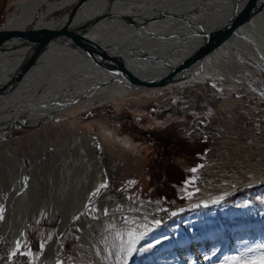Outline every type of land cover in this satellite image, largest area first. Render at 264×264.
<instances>
[{
	"label": "rangeland",
	"instance_id": "1",
	"mask_svg": "<svg viewBox=\"0 0 264 264\" xmlns=\"http://www.w3.org/2000/svg\"><path fill=\"white\" fill-rule=\"evenodd\" d=\"M15 1L0 27L18 3L31 0ZM74 5L56 11L46 20L64 17ZM248 67L258 70L252 64ZM200 75L203 73L197 76ZM227 81L223 76L201 85L175 81L137 87L125 98L83 111L76 108L47 124L51 145L61 156L64 149L59 141L66 149H73L76 138L81 139L92 171L107 184L99 204L115 205L112 215L118 217L119 227H131L147 235L189 219L187 229L182 231L177 229L154 239L140 238L142 251L137 264H264V198L249 200V204L230 209L225 215L220 212L264 190V101L251 89L226 88ZM249 82L264 96L262 71ZM150 89L163 93L147 97L145 92ZM156 131L166 137L169 149H179L172 165L165 164L167 159H154L153 147L145 150L143 146L147 144L141 143L150 140L147 133ZM33 132L47 148L44 131L37 128L22 138H6L0 143V152L9 150V154L17 156L29 150L35 152L33 143L26 148ZM124 138L139 147L136 156H130L124 148ZM77 149L69 152L71 160L80 156ZM77 160L82 166L83 160ZM26 164L31 169L28 160ZM248 189L257 192L228 203L233 195ZM9 195V190L0 193V264H44L47 258L41 246L53 241L62 211L48 205L39 210L32 202L25 225L16 233L12 224L15 202L11 200L10 224L3 231ZM77 213L76 210L72 223ZM206 213L212 217L208 219ZM104 216L111 215L106 212ZM72 225L57 235L56 251L59 248L60 254L53 253L51 264H71L72 250L81 236ZM93 225L90 223L88 228ZM194 247L199 249L192 257L190 249ZM117 263L131 264L123 256Z\"/></svg>",
	"mask_w": 264,
	"mask_h": 264
},
{
	"label": "bare ground",
	"instance_id": "2",
	"mask_svg": "<svg viewBox=\"0 0 264 264\" xmlns=\"http://www.w3.org/2000/svg\"><path fill=\"white\" fill-rule=\"evenodd\" d=\"M78 1L31 0L28 3H18L0 28H58L66 22L67 14L58 20H46L47 16L50 17L56 11ZM253 1L88 0L78 10L71 27L90 22L82 35L119 60L116 64L125 70L122 76L109 67L108 63L105 66L90 59L82 51L54 44L43 48L32 59L31 66L21 80L12 84L11 78L27 57L29 48L14 46L1 51L0 143L10 136L22 138L26 133L41 128L48 146L44 148L33 132L26 148L33 143L35 152L29 150L18 156L9 154V150L0 152V193L10 192L5 203L3 231L10 224L11 200L15 202L12 224L16 233L25 225L32 202L36 203L39 210H43L46 205L53 206L62 211V216L54 231L53 241L42 247L43 257L47 258L44 264H51L53 253L59 256L56 237L71 224L81 233L72 250L71 264H119L118 258L122 256L127 263L130 261L131 264H137L142 246L139 239L136 251L128 253L130 231L142 234L140 238L154 239V236L169 235L177 229H187V218L147 235L131 227H119L118 217L112 215L115 205L99 204L107 189L92 196L104 180L100 174L92 171L90 158L82 149L81 139H74V148H78L77 153L80 154L74 160H71L69 154L74 148L71 146L73 149H66L62 141H59L64 149V155L61 156L51 145L47 124L64 112L75 111L76 108L81 111L91 109L105 102L125 98L137 87L159 85V81L167 77L173 67L197 49L205 34L223 27L243 6L246 7ZM250 64L258 70L249 68ZM258 71L264 73V10L257 13L212 54L184 71L176 81L183 85H201L224 76L228 79L226 88L251 89L264 101V96L258 92L257 87L249 82ZM200 72L203 75L197 76ZM162 93L160 89H150L145 95L155 98ZM122 144L130 156H136L140 152L139 147L129 138H124ZM143 147L145 150L151 148L150 145ZM77 159L83 160L82 166H79ZM27 160L31 169H28ZM261 197L264 198V190L241 199L220 212L225 215L230 209L236 210L237 207ZM1 203L0 199V205ZM76 210L79 216L72 223ZM106 212L111 216L105 217ZM206 215L209 216H206L208 219L212 217L211 214ZM90 223H94L92 228H88ZM198 249H190V255L194 257Z\"/></svg>",
	"mask_w": 264,
	"mask_h": 264
},
{
	"label": "water",
	"instance_id": "3",
	"mask_svg": "<svg viewBox=\"0 0 264 264\" xmlns=\"http://www.w3.org/2000/svg\"><path fill=\"white\" fill-rule=\"evenodd\" d=\"M87 1L88 0H79L72 8H70L66 15V22L58 28L34 26H30L27 29L0 28V52L14 46H27L29 48L27 57H25L17 68L18 70L15 76L11 78L12 84L21 80L25 71L31 66L32 59L36 57L43 48L54 44L82 51L90 59L105 66H107L106 64L108 63L109 67L115 69L116 72L122 76L125 70L123 67L116 64L118 63L116 61L119 60H116L115 57L111 56L106 50L100 48L97 44L86 40V37L82 35V32L88 29L90 22L76 27H71L78 10L83 7ZM262 10H264V0H254L246 7L243 6V8L223 27L217 31L205 34L204 40L197 47V49L180 64L173 67L171 73L163 80H160L159 84L176 81L184 71L198 64L204 58L212 54L217 48L232 38L243 25L249 23L251 19ZM112 64L113 66H111ZM255 192L257 191L251 192L250 194ZM250 194H246L245 196ZM239 198L240 197L235 200Z\"/></svg>",
	"mask_w": 264,
	"mask_h": 264
},
{
	"label": "flooded vegetation",
	"instance_id": "4",
	"mask_svg": "<svg viewBox=\"0 0 264 264\" xmlns=\"http://www.w3.org/2000/svg\"><path fill=\"white\" fill-rule=\"evenodd\" d=\"M147 135L150 137L149 138L150 140H148L146 144L151 145V147H153L154 150L153 152L154 154L152 155V157L157 161H161V160L165 161V159H167L169 161L166 160L165 164L169 163L172 165L173 162H175L174 160H172L174 157L173 155H176V153L179 151L178 147L174 146L175 147L174 150L169 149L167 146L168 142L166 137L161 135L157 131L154 132L153 134L147 133Z\"/></svg>",
	"mask_w": 264,
	"mask_h": 264
},
{
	"label": "snow or ice",
	"instance_id": "5",
	"mask_svg": "<svg viewBox=\"0 0 264 264\" xmlns=\"http://www.w3.org/2000/svg\"><path fill=\"white\" fill-rule=\"evenodd\" d=\"M192 171L195 172L196 169H193ZM129 183H134V182L130 181ZM106 187H107L106 183H101L99 185V187L96 189V191L92 193V196L99 195L101 190L105 189ZM0 211H2V210H0ZM140 235H142V234H140ZM140 235H137L136 232H133V231H130L128 233V241H127V251H128V253H132V252L136 251V243L140 239ZM41 247H43V246H41Z\"/></svg>",
	"mask_w": 264,
	"mask_h": 264
},
{
	"label": "crops",
	"instance_id": "6",
	"mask_svg": "<svg viewBox=\"0 0 264 264\" xmlns=\"http://www.w3.org/2000/svg\"><path fill=\"white\" fill-rule=\"evenodd\" d=\"M15 0H0V25L3 23V20L5 18L6 12L9 9L10 5ZM16 2V1H15ZM14 2V4H15ZM9 16V15H8ZM141 143H146V141H142Z\"/></svg>",
	"mask_w": 264,
	"mask_h": 264
},
{
	"label": "trees",
	"instance_id": "7",
	"mask_svg": "<svg viewBox=\"0 0 264 264\" xmlns=\"http://www.w3.org/2000/svg\"><path fill=\"white\" fill-rule=\"evenodd\" d=\"M252 190H245L243 192H238L237 194L233 195L231 198H229L228 203L232 202L233 200H235L236 198L245 195V194H249Z\"/></svg>",
	"mask_w": 264,
	"mask_h": 264
}]
</instances>
